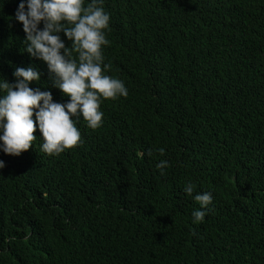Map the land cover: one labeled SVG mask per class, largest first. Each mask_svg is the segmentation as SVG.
Listing matches in <instances>:
<instances>
[{
    "label": "trees",
    "instance_id": "16d2710c",
    "mask_svg": "<svg viewBox=\"0 0 264 264\" xmlns=\"http://www.w3.org/2000/svg\"><path fill=\"white\" fill-rule=\"evenodd\" d=\"M19 2L0 0V78L31 65L30 87L65 103L24 52ZM104 8L107 74L128 95L102 101L97 130L80 118L81 142L59 155L38 130L21 155L0 152V264H264V0ZM189 181L213 195L203 223Z\"/></svg>",
    "mask_w": 264,
    "mask_h": 264
},
{
    "label": "clouds",
    "instance_id": "9594fccd",
    "mask_svg": "<svg viewBox=\"0 0 264 264\" xmlns=\"http://www.w3.org/2000/svg\"><path fill=\"white\" fill-rule=\"evenodd\" d=\"M104 3L20 0L14 18L25 33L24 52L46 63L52 86L68 99L65 103L55 102L51 91L30 87L41 79V73L31 65L15 68L14 83L0 78V152L21 155L33 145V133L38 130L43 140L41 151L59 155L81 142L76 126L80 118L88 128L97 130L103 125L102 101L127 97L124 81L107 74L111 65L105 63L103 49L110 45V14ZM61 33L71 42L70 47H66ZM158 151L163 155L165 150ZM5 166L0 160V169ZM167 167V160L156 164L161 175L166 174ZM182 191L199 205L191 213L192 223H203L211 211L212 193L196 191L191 181Z\"/></svg>",
    "mask_w": 264,
    "mask_h": 264
}]
</instances>
